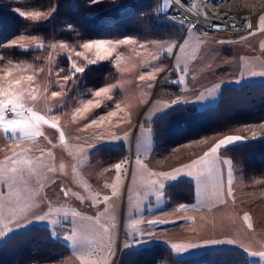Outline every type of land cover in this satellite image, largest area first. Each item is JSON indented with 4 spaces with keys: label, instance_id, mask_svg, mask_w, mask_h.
Instances as JSON below:
<instances>
[{
    "label": "rangeland",
    "instance_id": "rangeland-1",
    "mask_svg": "<svg viewBox=\"0 0 264 264\" xmlns=\"http://www.w3.org/2000/svg\"><path fill=\"white\" fill-rule=\"evenodd\" d=\"M127 1L98 0L97 3L123 6ZM186 1L159 2L138 19L140 26L136 34L88 37L59 14L56 0L52 3L0 0V76L9 62V66L19 65L13 78L34 75L31 91L37 100H29L26 106L58 118L60 125V129L41 125L43 135L23 140H14L0 130V162L12 157L13 152L20 154L13 159L26 157L33 162V170H26L22 178L0 182V231H6L5 225L12 229L0 237V244L33 225H43L50 228L53 238L69 246V254L59 264H121L125 252L154 242L164 244L175 256L182 257L218 247H236L248 255L251 264H264V257L249 254L264 252L262 177H253L243 191L246 181H239L244 180L242 169L219 150L215 154L218 162L210 173L199 179L191 176L196 186L195 203L174 204L165 194L168 184L184 176L174 169L187 172L183 165L203 156L226 136L248 137L233 145L264 137V121L190 141L188 154L176 163L173 157L178 156L179 150L171 153V149L159 155L154 149L152 126L157 117L176 105L189 103L201 110L218 104L226 85L264 83V75H259L264 73V21L261 20L264 0L224 1L225 8L250 16L251 27L247 25L243 31L229 30L210 21L191 25L182 21L177 10ZM97 3L89 1L90 6ZM29 11H40L43 15L33 21L20 14ZM150 20L156 27L148 23ZM96 40H128V43H114L111 58L88 64L84 56L88 60L96 59L95 49L88 51L82 45ZM12 41L24 45L42 43L44 47L23 50L7 46ZM72 62L77 67H86V71L70 78L63 88L58 87V80L72 77L69 70ZM103 64L106 72L100 73L96 67ZM141 75L145 77L143 80ZM28 83L25 79L23 86L27 87ZM107 86L115 87L100 97L92 95ZM52 92L61 95L52 97ZM107 95L113 99L108 100ZM88 100H100L102 106L77 113L76 109ZM177 100L184 102L173 104ZM110 112L116 115L109 116ZM100 117L106 118L103 123H91ZM60 130L65 134L63 142L59 138ZM120 145L122 157L105 161L108 151L101 148ZM138 159L142 164L137 163ZM117 164L121 166L118 171ZM5 166L11 167V161ZM229 169L231 195H228ZM165 172L177 179L151 175ZM160 184L164 185L162 189ZM246 214L249 221L244 219ZM73 230L75 249L72 241L65 239ZM172 244L200 247L176 253ZM156 264H166V260L160 258Z\"/></svg>",
    "mask_w": 264,
    "mask_h": 264
},
{
    "label": "trees",
    "instance_id": "trees-1",
    "mask_svg": "<svg viewBox=\"0 0 264 264\" xmlns=\"http://www.w3.org/2000/svg\"><path fill=\"white\" fill-rule=\"evenodd\" d=\"M49 1L52 3L55 0ZM56 1L59 14L88 37L136 34L141 15L150 13L159 2H163L129 0L123 6H112L106 2L90 6V0ZM148 23L156 27L152 20ZM104 65L96 67L98 72H106ZM263 121L264 83L226 85L221 90L218 104L214 106L200 110L193 104H179L157 117L152 123L154 149L163 155L185 142ZM101 150L108 151L107 162L123 155L122 145L104 146ZM220 154L240 167L247 181L253 177L264 179V137L230 146L221 150ZM165 194L172 203L193 202L195 186L192 181L181 179L169 185ZM69 252L65 242L52 237L49 227L33 225L0 244V264L60 263ZM160 258H164L166 264H251L248 255L236 247H218L199 255L182 257L175 256L160 242L125 252L121 264H127L128 260L131 261L129 264H156Z\"/></svg>",
    "mask_w": 264,
    "mask_h": 264
},
{
    "label": "snow or ice",
    "instance_id": "snow-or-ice-1",
    "mask_svg": "<svg viewBox=\"0 0 264 264\" xmlns=\"http://www.w3.org/2000/svg\"><path fill=\"white\" fill-rule=\"evenodd\" d=\"M93 3H97L98 0H92ZM24 18L30 19L33 21H37L43 15L40 11H29V12H22L20 13ZM261 20L264 21V17H261ZM215 27H220L219 25H214ZM234 26V25H233ZM251 27V24H248ZM251 34V33H250ZM114 43L122 44L128 43V40L124 41H105V40H96L84 43L82 47L88 51H92L95 49V56L96 59L88 60L87 56H84V59L87 61L88 64H95L98 61H103L105 59H109L112 57L113 52L115 49L111 47ZM9 47H16L23 50H28L29 48L32 49H39L43 48L44 45L42 43H33L32 45H24V44H17L16 41H12ZM62 47L67 48L66 45H61ZM52 47H56V45H52ZM183 50V49H181ZM77 55H83V53H77ZM11 65V62H9ZM5 66L4 75L0 76V130L3 131L4 134L10 136L14 140H23L25 138L32 139L37 136L43 135V132L40 130L41 125L50 124L52 128L60 129V125L58 123V118H52L47 115H43L36 111L33 107L26 106L28 101H36L37 96L32 94L31 89L34 87V75H29L26 78H13L14 70L19 68V65L13 66ZM72 73V77L65 76L61 80L57 81V86L63 88V85L67 83L70 78H74L76 74L83 73L86 71V67H77L75 62L71 63L70 69ZM39 71V70H37ZM256 75L257 73H252ZM259 75H264V73H259ZM145 77L143 75L140 76V79L143 80ZM27 79L28 86H23V81ZM115 86H107L102 87L99 90L95 91L92 95L94 97H100L102 94H108L110 89ZM52 97H58L61 95V92H52ZM203 97H198V99H202ZM108 100H112L113 97L111 95H107ZM184 101H173V104L180 103ZM102 102L100 100H88L82 107L76 109L77 113L86 112L90 110L92 107H101ZM165 107H171V105H165ZM119 108V105H117ZM109 116H115L116 112H110ZM105 117H100L98 120L91 121L92 124H96L97 122L103 123ZM252 137H256V133L252 134ZM59 138L61 142L65 140V134L63 130H60ZM112 139H120L119 137H113ZM248 139V137L239 136V135H229L224 137L223 139L216 142L207 152L204 153L203 156L199 157L196 160H193L188 165H183L182 168L188 169L187 172H182L181 169H174L173 171L179 175H187L193 176L195 175L197 179L201 176L205 175L206 173H210L212 169L216 167L218 162V158L215 156L221 149H227L230 145L235 144L236 142L243 141ZM20 156V154L13 152L12 157H6L4 162H0V182L5 181H15L19 178H22L25 175L26 170L32 171V160L26 157H21L18 159H13V157ZM11 161V167H6V163ZM138 164H142V161L139 159L137 160ZM197 166H200L197 169ZM120 164H117L115 168L117 171L120 169ZM196 169V171H193ZM151 175H159L165 177L169 180L177 179V176H173L170 173H151ZM229 179H228V195L232 194L231 183H232V171L229 169ZM156 182H153L155 184ZM114 187V186H113ZM159 187L162 189L164 187L163 184H160ZM67 195V193H65ZM105 201L108 200V197H104ZM221 203L224 201L221 200ZM185 207V206H181ZM76 215V214H73ZM244 219L249 221V217L246 214ZM150 223H158V221H150ZM135 222L133 223L132 227L135 228ZM248 227L251 228V222L248 223ZM6 231H0V237L5 236L7 232H10L12 229L7 228L5 225ZM143 236L144 234L141 233ZM65 239L72 241L73 248L76 247V237H75V230H73V234L65 237ZM223 241H207L206 243H222ZM229 243H235V241H228ZM128 245H126L127 247ZM200 247V245L196 244H188V245H180V244H172L171 248L176 253H184L187 252L189 249ZM91 253H89L90 255ZM252 256H259L264 257V252H251L249 253ZM82 259L84 256L82 255Z\"/></svg>",
    "mask_w": 264,
    "mask_h": 264
},
{
    "label": "bare ground",
    "instance_id": "bare-ground-1",
    "mask_svg": "<svg viewBox=\"0 0 264 264\" xmlns=\"http://www.w3.org/2000/svg\"><path fill=\"white\" fill-rule=\"evenodd\" d=\"M225 0H187L177 10V17L193 24L196 21L220 23L229 30L243 31L248 25L250 16L225 8ZM234 25V26H233Z\"/></svg>",
    "mask_w": 264,
    "mask_h": 264
},
{
    "label": "crops",
    "instance_id": "crops-1",
    "mask_svg": "<svg viewBox=\"0 0 264 264\" xmlns=\"http://www.w3.org/2000/svg\"><path fill=\"white\" fill-rule=\"evenodd\" d=\"M163 115V114H162ZM217 134V133H216ZM213 135V134H212ZM211 135H209V136H205V137H210ZM202 138H204V137H202ZM199 139H201V138H199ZM195 140H197V139H195ZM191 141H193V140H191ZM189 142L190 141H188V142H186V143H183V144H180V145H178V146H176L175 148H172L173 150L171 151V153H173L175 150H179V154H178V156L177 157H173V163H176V162H178L180 159H182V157H183V155L184 154H188V152L186 151V150H189V148L190 147H188L189 146ZM185 147V148H184ZM182 148V149H181ZM223 150V149H222ZM221 151V150H220ZM228 158V157H227ZM230 159V158H229ZM231 160V159H230ZM233 163V162H232ZM235 165V164H234ZM200 167V166H199ZM196 169H193V171H195ZM242 173H243V171H242ZM192 178L193 177H191V176H187V175H184L183 177H179V179H178V181L179 180H181V179H188V180H190V181H193L192 180ZM243 178H244V180L243 179H239V181H241L242 183H243V181H246V182H244V185H243V191L244 190H247V188H248V183L247 182H251V181H247L246 179H245V176H244V174H243ZM177 181V182H178ZM177 182H175V183H177ZM193 183H194V181H193ZM172 184H174V183H172ZM169 185H171V184H168V186ZM194 186H195V183H194ZM196 202V186H195V195H194V201H193V203H195ZM174 204H188V203H183V202H179V203H175L174 202ZM192 204V203H191ZM42 264H47V263H42ZM56 264H59V263H56Z\"/></svg>",
    "mask_w": 264,
    "mask_h": 264
}]
</instances>
